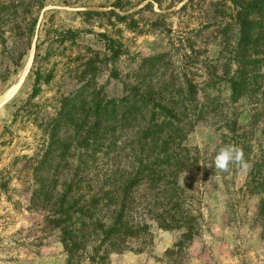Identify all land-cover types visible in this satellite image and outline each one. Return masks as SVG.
<instances>
[{
    "label": "rangeland",
    "instance_id": "obj_1",
    "mask_svg": "<svg viewBox=\"0 0 264 264\" xmlns=\"http://www.w3.org/2000/svg\"><path fill=\"white\" fill-rule=\"evenodd\" d=\"M247 2L0 0V264H264V81L237 100L228 81ZM190 83L195 103L206 106L197 122L183 121L188 162L175 185L135 186L125 217L138 232L113 246L81 230L69 253L55 212L67 175L40 191L35 172L60 112L73 110L75 96L86 115L98 101L143 94L150 107L161 102L189 114L182 97ZM122 132L116 159L104 150L105 164L92 168L101 180L130 165L132 129ZM228 144L243 149L247 169H215L216 152ZM254 167L262 172L256 179Z\"/></svg>",
    "mask_w": 264,
    "mask_h": 264
},
{
    "label": "trees",
    "instance_id": "obj_2",
    "mask_svg": "<svg viewBox=\"0 0 264 264\" xmlns=\"http://www.w3.org/2000/svg\"><path fill=\"white\" fill-rule=\"evenodd\" d=\"M237 24L238 67L228 80L234 100L252 96L261 89L264 81V0H249L243 5L238 11ZM197 91V86L190 83L182 97L183 104H191L189 114L182 109L177 110L175 106L171 109L161 102L150 107L145 103L148 101L143 94L140 99L129 103L98 101L90 110L92 114L86 115L82 112L85 105L79 103V96H75L70 101L73 110H69V107L68 112H60L51 140L35 172L41 185L40 191L44 190L49 179L67 175L55 212L62 215L63 242L69 253L77 246L76 242L80 239L76 233L81 230L102 236L101 243L110 241L113 246L118 244L116 239L121 236L124 240L138 232L140 225L133 224L125 217L129 195L135 186L143 182L154 187H160L163 182L166 186L175 185L180 169L186 167L188 162L184 156L187 150L184 146V140L188 137L187 124H183V121L190 119L197 122L206 106L195 103ZM177 114L183 118L177 120ZM118 129L119 133L132 129L129 137L133 138H128L131 142L128 154L130 165L121 174L120 169H109L106 181L101 180L98 176L100 172L92 168L105 164L108 158L101 160V156L98 157L104 150V155L110 160L116 159L111 155L116 153L115 133ZM78 146L82 147L78 153L81 160L74 163L76 155L73 150ZM261 165V162L256 163V167ZM256 167L254 179L262 173L256 171ZM117 174L120 175L116 177ZM112 178L118 181L117 187L109 189L111 185L108 183ZM258 184L264 195V182ZM164 188L166 190L168 187ZM110 201L114 203L111 205H115L111 213ZM105 208L107 214L103 213ZM261 210L264 212V196Z\"/></svg>",
    "mask_w": 264,
    "mask_h": 264
},
{
    "label": "clouds",
    "instance_id": "obj_3",
    "mask_svg": "<svg viewBox=\"0 0 264 264\" xmlns=\"http://www.w3.org/2000/svg\"><path fill=\"white\" fill-rule=\"evenodd\" d=\"M233 165H238L242 169L248 168L249 165L245 159L243 149L235 144H228L220 147L214 158L215 169L227 172L230 166ZM212 179L214 180V176Z\"/></svg>",
    "mask_w": 264,
    "mask_h": 264
}]
</instances>
